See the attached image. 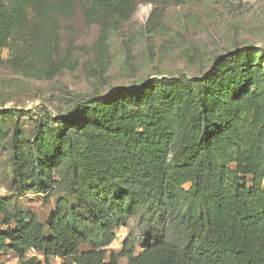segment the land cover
I'll return each mask as SVG.
<instances>
[{
  "label": "trees",
  "instance_id": "1",
  "mask_svg": "<svg viewBox=\"0 0 264 264\" xmlns=\"http://www.w3.org/2000/svg\"><path fill=\"white\" fill-rule=\"evenodd\" d=\"M29 1L0 0V47ZM129 1L95 6L116 17ZM183 85L160 107L171 123L128 109L132 95L118 89L74 105L69 119H36L27 138L12 132L16 191H65L43 221L0 198V247L16 264H264V82L237 68ZM131 221L141 238L130 230L109 249Z\"/></svg>",
  "mask_w": 264,
  "mask_h": 264
},
{
  "label": "rangeland",
  "instance_id": "2",
  "mask_svg": "<svg viewBox=\"0 0 264 264\" xmlns=\"http://www.w3.org/2000/svg\"><path fill=\"white\" fill-rule=\"evenodd\" d=\"M25 11L23 25L0 47V198L12 196L16 211H30L41 221L65 191L50 197L48 191H16L10 139L15 129L27 138L36 119H69L74 105L102 101L118 89L132 95L128 109L162 111L159 121L171 123L173 115L160 107L172 87L185 93L184 83L207 84L237 68L256 84L264 82V0H130L116 17L98 10L95 0H30ZM69 162L61 155L59 171ZM122 230L109 249L120 250L130 230L141 238L135 221ZM27 255L42 257L32 250ZM125 261L119 257L120 264ZM16 263L0 247V264Z\"/></svg>",
  "mask_w": 264,
  "mask_h": 264
}]
</instances>
